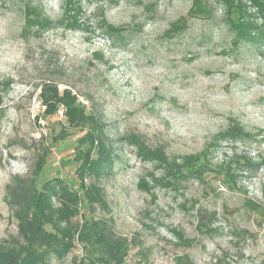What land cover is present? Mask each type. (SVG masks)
<instances>
[{"label":"rangeland","instance_id":"obj_1","mask_svg":"<svg viewBox=\"0 0 264 264\" xmlns=\"http://www.w3.org/2000/svg\"><path fill=\"white\" fill-rule=\"evenodd\" d=\"M193 2L80 0V26L43 30L27 25L28 9L69 22L71 0H0V246L22 242L6 202L16 176L37 183L42 164V183L75 175L65 162L84 132L62 110L43 115L39 91L51 82L107 125L113 169L86 179L106 204L81 212L128 239L124 264H264V40L237 39L226 23L257 9L203 0L211 16L194 17ZM234 123L245 135L221 136ZM206 153L203 174L172 165ZM86 252L76 241L53 263L77 264Z\"/></svg>","mask_w":264,"mask_h":264},{"label":"trees","instance_id":"obj_2","mask_svg":"<svg viewBox=\"0 0 264 264\" xmlns=\"http://www.w3.org/2000/svg\"><path fill=\"white\" fill-rule=\"evenodd\" d=\"M250 1L257 13H242L235 17L232 15L227 18L226 23L234 30L237 39L260 42L264 40V25H259L257 19L259 16L264 20V0ZM208 8L203 0H194L189 14L194 17H210ZM36 10L32 7L28 9V26H39L43 30L58 23H65L63 25L72 28L80 26V0H71L70 7L65 9L66 17L71 20L69 22L66 18L52 21ZM104 23L115 30L106 21ZM39 98L44 116L55 115L62 110L68 128L84 132L75 155L65 162L76 165L75 175L70 180L58 175L42 183L38 180L43 173L42 164L40 170L34 171L37 183L29 178L25 180L20 176L15 177L14 182L7 188L6 202L18 221L22 242L17 241L8 247L0 246V264H56L53 259L60 260L67 256L76 247V241L84 245L87 251L85 258L74 259L77 264H124L130 253L128 239L117 234L110 221L90 219L89 213L82 216L81 212V205L86 203L96 201L106 204L102 188L87 184L86 179L99 178L113 169L115 157L110 149L107 125L100 116L90 112L86 103L68 87L64 89L55 83H45L40 88ZM66 134L63 129L60 139ZM244 135L242 127L234 123L221 136L235 139ZM155 152L165 158L162 150ZM209 164L207 153L205 156L188 155L184 157V162L175 160L172 163L183 174L185 170L189 174H203L202 167H209ZM253 210L257 213L263 212L259 208ZM79 215L83 217V223L77 219Z\"/></svg>","mask_w":264,"mask_h":264}]
</instances>
